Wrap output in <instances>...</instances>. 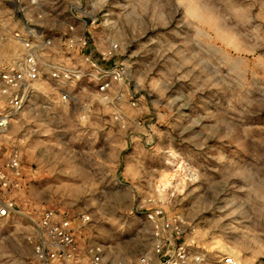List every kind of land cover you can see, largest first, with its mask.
<instances>
[{
    "label": "rangeland",
    "instance_id": "374dc122",
    "mask_svg": "<svg viewBox=\"0 0 264 264\" xmlns=\"http://www.w3.org/2000/svg\"><path fill=\"white\" fill-rule=\"evenodd\" d=\"M12 1L0 0V67L22 51ZM43 1L61 15L46 21L55 35L77 1L98 17L87 35L121 43L129 96L118 121L83 85L69 105L47 88L0 133V165L22 152L24 187L9 194L24 214L88 215L87 241L135 262L154 240L148 211H162L203 264H264V0ZM24 214L0 220V264H36Z\"/></svg>",
    "mask_w": 264,
    "mask_h": 264
},
{
    "label": "built area",
    "instance_id": "2783aa9c",
    "mask_svg": "<svg viewBox=\"0 0 264 264\" xmlns=\"http://www.w3.org/2000/svg\"><path fill=\"white\" fill-rule=\"evenodd\" d=\"M13 8L17 26L12 38L22 51L19 58L0 67V133L29 104L44 98L47 88L58 102L69 105L80 100L77 89L83 85V92L114 110L120 121L129 96L126 86L131 65L125 59L116 61L123 50L120 42L104 37L102 50L91 42L86 32L88 20L93 25L98 17L77 1L78 14H70L71 22L55 35V27L47 26L46 21L61 15L43 0H13ZM25 176L22 152L12 149L0 165V220L24 214L9 193L22 190ZM162 213L148 211L154 240L151 249L135 262L112 257L103 244L88 242L83 236L91 221L88 215L72 218L54 209L24 215L36 264H203L204 252L185 239L180 220L165 218ZM222 263L241 264L233 255H225Z\"/></svg>",
    "mask_w": 264,
    "mask_h": 264
},
{
    "label": "crops",
    "instance_id": "0c3cea01",
    "mask_svg": "<svg viewBox=\"0 0 264 264\" xmlns=\"http://www.w3.org/2000/svg\"><path fill=\"white\" fill-rule=\"evenodd\" d=\"M11 6H12V13H11L10 19H11V21H13V23L16 25L15 17H14L13 1L11 2ZM62 16H63V14H62ZM16 26H17V25H16Z\"/></svg>",
    "mask_w": 264,
    "mask_h": 264
},
{
    "label": "bare ground",
    "instance_id": "6f19581e",
    "mask_svg": "<svg viewBox=\"0 0 264 264\" xmlns=\"http://www.w3.org/2000/svg\"><path fill=\"white\" fill-rule=\"evenodd\" d=\"M141 245V244H140Z\"/></svg>",
    "mask_w": 264,
    "mask_h": 264
}]
</instances>
